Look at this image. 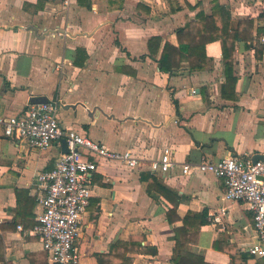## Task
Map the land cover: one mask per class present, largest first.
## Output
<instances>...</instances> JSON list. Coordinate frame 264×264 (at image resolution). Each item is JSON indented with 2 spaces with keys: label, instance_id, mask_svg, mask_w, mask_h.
Listing matches in <instances>:
<instances>
[{
  "label": "crops",
  "instance_id": "0c3cea01",
  "mask_svg": "<svg viewBox=\"0 0 264 264\" xmlns=\"http://www.w3.org/2000/svg\"><path fill=\"white\" fill-rule=\"evenodd\" d=\"M216 4L234 22H254L252 39L235 42L236 84L225 90L228 58L218 40L207 43L204 69L182 62L164 71L159 63L164 45L178 46V31ZM263 33L264 0H0V119L47 97L59 102L64 127L140 159L134 168L96 159L78 264H99L112 250L120 256L121 243L132 264H264L251 252L258 236L248 206L226 199L222 178L184 175L181 166L264 149ZM153 37L162 39L156 53ZM166 149L176 165L152 171ZM62 153L63 143L42 150L8 139L0 123V237L9 264H52L39 236L18 227L37 223V175ZM186 220L194 230L174 259Z\"/></svg>",
  "mask_w": 264,
  "mask_h": 264
},
{
  "label": "built area",
  "instance_id": "2783aa9c",
  "mask_svg": "<svg viewBox=\"0 0 264 264\" xmlns=\"http://www.w3.org/2000/svg\"><path fill=\"white\" fill-rule=\"evenodd\" d=\"M260 41L264 44V33ZM59 107L57 100L30 104L24 112L0 119V123L6 138L26 141L33 149L46 150L54 144L60 146L66 140L68 151L61 154L53 168L37 175L41 192L37 223L29 230L21 225L18 228L26 234L39 236L52 264H78L80 253L75 242L80 235L83 215L90 205L91 175L98 168L96 159L120 161L131 168L138 166L140 159L129 150H110L100 141L64 127L59 118ZM254 157L228 154L219 160H202L181 166L184 175L199 171L222 178L226 199L248 206L258 236L251 252L264 259V149L257 160ZM175 165L170 149L150 163L152 171L163 174Z\"/></svg>",
  "mask_w": 264,
  "mask_h": 264
},
{
  "label": "trees",
  "instance_id": "16d2710c",
  "mask_svg": "<svg viewBox=\"0 0 264 264\" xmlns=\"http://www.w3.org/2000/svg\"><path fill=\"white\" fill-rule=\"evenodd\" d=\"M82 2V0H78ZM121 5L124 0H120ZM253 20L247 18L234 22L232 15L225 7L216 4L211 15L199 14L197 21H191L184 28L178 31L179 45L174 46L166 43L163 47L161 57L159 59L160 67L164 71H172L174 67H179L182 62H188L191 70H201L208 65V57L206 55L207 43L212 41H220L223 48L224 57L228 58L227 62V82L223 86V90L229 87H235L236 78L231 77V61L232 54L237 40L248 42L253 37ZM160 37L150 39L149 47L152 53L158 50L154 49L153 43L158 45L161 42ZM186 220L181 228L176 230V247L173 258H177L188 245V234L193 228L189 227ZM202 223H198L195 230L200 228ZM124 249L122 255L119 256L117 250H112L108 255H101L99 264H116L117 258H120V264H132V258L128 257L129 245L121 243L120 249ZM118 249V248H116ZM139 251V249H135ZM188 256L192 254L188 253ZM0 262L9 264L5 261L4 246L0 237Z\"/></svg>",
  "mask_w": 264,
  "mask_h": 264
},
{
  "label": "water",
  "instance_id": "95a60500",
  "mask_svg": "<svg viewBox=\"0 0 264 264\" xmlns=\"http://www.w3.org/2000/svg\"><path fill=\"white\" fill-rule=\"evenodd\" d=\"M47 101H48V98L47 97H43V96L33 97L31 99V103H37V104L38 103H45ZM63 149H64V152L68 151L66 140H63ZM254 158H255V160H257L259 158V155L255 156Z\"/></svg>",
  "mask_w": 264,
  "mask_h": 264
}]
</instances>
